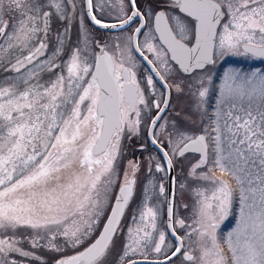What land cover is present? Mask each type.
<instances>
[{
	"label": "snow or ice",
	"instance_id": "obj_1",
	"mask_svg": "<svg viewBox=\"0 0 264 264\" xmlns=\"http://www.w3.org/2000/svg\"><path fill=\"white\" fill-rule=\"evenodd\" d=\"M0 264H264V0H0Z\"/></svg>",
	"mask_w": 264,
	"mask_h": 264
},
{
	"label": "rangeland",
	"instance_id": "obj_2",
	"mask_svg": "<svg viewBox=\"0 0 264 264\" xmlns=\"http://www.w3.org/2000/svg\"><path fill=\"white\" fill-rule=\"evenodd\" d=\"M226 60H227V62H229L230 60L235 62L234 60H236L237 64H242L243 66L247 67V63L241 57H228V59H226ZM221 63H224V62H221ZM225 66H226V64H225ZM137 195H140L139 186L137 189ZM232 224H233V221L231 218H229L227 221H225V223L221 226V228L223 231L227 232L231 228Z\"/></svg>",
	"mask_w": 264,
	"mask_h": 264
},
{
	"label": "flooded vegetation",
	"instance_id": "obj_3",
	"mask_svg": "<svg viewBox=\"0 0 264 264\" xmlns=\"http://www.w3.org/2000/svg\"><path fill=\"white\" fill-rule=\"evenodd\" d=\"M74 38V37H73ZM226 59H228V58H226ZM232 60H230L228 63H233V64H237V61L236 60H234L235 62H231Z\"/></svg>",
	"mask_w": 264,
	"mask_h": 264
}]
</instances>
